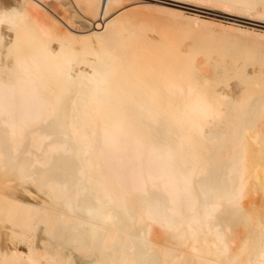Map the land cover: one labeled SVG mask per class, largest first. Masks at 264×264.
Segmentation results:
<instances>
[{"label": "bare ground", "instance_id": "6f19581e", "mask_svg": "<svg viewBox=\"0 0 264 264\" xmlns=\"http://www.w3.org/2000/svg\"><path fill=\"white\" fill-rule=\"evenodd\" d=\"M2 1L0 264H264V33ZM191 1L264 20V0Z\"/></svg>", "mask_w": 264, "mask_h": 264}, {"label": "rangeland", "instance_id": "374dc122", "mask_svg": "<svg viewBox=\"0 0 264 264\" xmlns=\"http://www.w3.org/2000/svg\"><path fill=\"white\" fill-rule=\"evenodd\" d=\"M133 1V0H132ZM136 1V0H134ZM139 2L146 3L147 1L151 4H161L162 6L172 7L173 9H180L186 12V14L195 16L199 15L202 18L207 20L222 22L228 25L239 26L242 28H249L257 32L264 33V20L260 18L250 17L248 15H241L237 13H226V11L221 10L220 8L211 6L209 4H197L193 1L180 0L184 3H179V0H137ZM0 2H3L0 0ZM193 14V15H192ZM215 19V20H214Z\"/></svg>", "mask_w": 264, "mask_h": 264}]
</instances>
